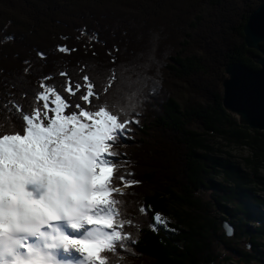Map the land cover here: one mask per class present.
<instances>
[{
    "label": "trees",
    "instance_id": "trees-1",
    "mask_svg": "<svg viewBox=\"0 0 264 264\" xmlns=\"http://www.w3.org/2000/svg\"><path fill=\"white\" fill-rule=\"evenodd\" d=\"M263 1L0 0V102L12 93L27 108L30 99H21L23 91L31 97L48 74L54 76L48 83L59 86L64 78L58 73L64 69L77 80L81 63L90 66L93 77L112 68L126 75L128 67L143 71L139 65L151 49L146 70L151 79L137 102L139 124H132L130 138L115 145L118 162L125 164L120 173L130 171V178L140 181L125 190L128 200L123 198L128 216L141 228L125 229L137 243L132 253L121 252V264H212L219 259L264 264V180L259 175L264 131L239 124L222 106L226 65L258 68L253 57L259 53L245 46L243 26ZM93 34L97 39L89 41ZM139 39L149 44L137 51L134 41ZM57 45L77 51L66 55L56 51ZM158 59L164 64L161 73L154 66ZM166 84L178 87L175 95ZM233 147L246 149L241 162ZM141 204L150 206L147 215L139 213ZM155 213L166 217L168 230L149 227ZM221 221L232 227L231 237ZM238 240H245L249 250L231 245Z\"/></svg>",
    "mask_w": 264,
    "mask_h": 264
},
{
    "label": "snow or ice",
    "instance_id": "snow-or-ice-1",
    "mask_svg": "<svg viewBox=\"0 0 264 264\" xmlns=\"http://www.w3.org/2000/svg\"><path fill=\"white\" fill-rule=\"evenodd\" d=\"M56 51L77 49L57 45ZM150 61L151 49L139 65L143 71L112 68L99 77L81 63L77 80L64 69L59 86L48 83L54 79L48 74L31 97L23 91L27 108L12 93L0 102V264H121V252H133L137 240L125 229L139 231L141 224L128 216L123 197L140 181L120 173L125 164L115 145L139 124L137 102L151 79ZM24 63L28 74L31 65ZM149 210L138 209L141 215ZM151 220L153 231L168 230L160 213Z\"/></svg>",
    "mask_w": 264,
    "mask_h": 264
},
{
    "label": "water",
    "instance_id": "water-1",
    "mask_svg": "<svg viewBox=\"0 0 264 264\" xmlns=\"http://www.w3.org/2000/svg\"><path fill=\"white\" fill-rule=\"evenodd\" d=\"M243 41L247 48L258 51L253 57L257 69L232 62L225 67L222 80V106L235 117L239 124L250 129L264 131V1L248 16L243 26ZM226 237L233 235V229L226 221L220 222Z\"/></svg>",
    "mask_w": 264,
    "mask_h": 264
},
{
    "label": "rangeland",
    "instance_id": "rangeland-1",
    "mask_svg": "<svg viewBox=\"0 0 264 264\" xmlns=\"http://www.w3.org/2000/svg\"><path fill=\"white\" fill-rule=\"evenodd\" d=\"M145 37H148V36H145ZM149 41L147 40V39H139V40H137V41H134V46H136L137 47V51H140L141 49H144L145 48V45L147 46V44H149L148 43ZM177 43H178V41H177ZM124 52H126V51H122L121 52V54L122 53H124ZM151 62V61H150ZM154 66L157 68V66H159V69H158V71H157V73L158 72H162V70H163V67H164V64H163V62L160 60V59H158V61H156V63L154 64ZM131 67H128V69H130ZM130 74V73H129ZM151 75V74H150ZM168 78V77H167ZM133 79H135V77L133 76ZM151 84V83H150ZM163 85V84H162ZM173 85H175V84H173ZM149 86V85H148ZM147 86V87H148ZM164 86V85H163ZM166 86H168V88L170 89V90H177V88L175 89L174 87H172L171 85H167L166 84ZM195 86H196V88H195ZM193 87L195 88V89H199V86H198V83H195L194 85H193ZM201 90H204V88H200ZM174 90L172 91L173 92V95H175L174 94ZM171 92V93H172ZM140 111H142V107L141 108H136V112L137 113H140ZM117 148H120V146H117ZM231 152H232V154H235L236 156H237V160L239 161V162H241V157L242 156H245L246 154H247V151H246V149H244V148H235V147H233L232 148V150H231ZM259 175H260V177L264 180V168H262L260 171H259ZM202 194L205 196V198H207L208 196H209V192H208V190H204L203 192H202ZM259 194H263L262 192H260ZM125 200H128V196H125V197H123ZM165 219H166V217H164ZM167 220V219H166ZM231 245L233 246V247H236V248H239L240 250H244V251H248L249 250V245H248V243L245 241V240H238V241H234V242H232L231 243ZM224 248L223 247H221V249H220V252L222 253V254H224ZM230 254H232L231 256L234 258V261H237V259L239 258L235 253H230ZM212 264H244V263H242V262H240V261H238V262H236V263H231V262H226V261H223V260H218V261H216L215 263H212Z\"/></svg>",
    "mask_w": 264,
    "mask_h": 264
}]
</instances>
